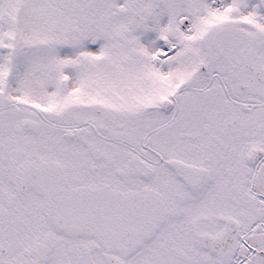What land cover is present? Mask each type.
Wrapping results in <instances>:
<instances>
[{
  "label": "snow or ice",
  "instance_id": "obj_1",
  "mask_svg": "<svg viewBox=\"0 0 264 264\" xmlns=\"http://www.w3.org/2000/svg\"><path fill=\"white\" fill-rule=\"evenodd\" d=\"M0 264H264V0H0Z\"/></svg>",
  "mask_w": 264,
  "mask_h": 264
}]
</instances>
